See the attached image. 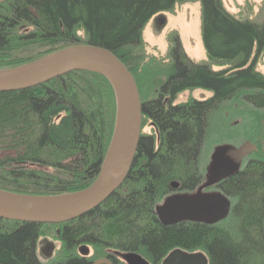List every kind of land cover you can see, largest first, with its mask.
Listing matches in <instances>:
<instances>
[{
	"label": "trees",
	"instance_id": "obj_1",
	"mask_svg": "<svg viewBox=\"0 0 264 264\" xmlns=\"http://www.w3.org/2000/svg\"><path fill=\"white\" fill-rule=\"evenodd\" d=\"M201 1L202 40L215 71L193 61L177 38L169 61L147 57L143 31L178 3ZM112 52L132 73L142 102V132L131 172L106 202L63 224L0 220V264H46L37 253L48 229L61 243L54 264H128L139 255L162 264L174 250L202 252L209 264H264V164L252 160L219 189L231 202L226 221L160 224L156 208L170 194L204 182L201 158L212 116L227 103L264 111V21L238 19L223 0H10L0 5V71L77 45ZM197 89L212 97L177 104ZM243 103V104H242ZM116 96L102 76L73 72L36 88L0 93V189L56 196L97 178L116 123ZM180 185L179 190L172 188ZM230 222L231 224L229 225ZM84 250L88 253L85 254Z\"/></svg>",
	"mask_w": 264,
	"mask_h": 264
},
{
	"label": "water",
	"instance_id": "obj_2",
	"mask_svg": "<svg viewBox=\"0 0 264 264\" xmlns=\"http://www.w3.org/2000/svg\"><path fill=\"white\" fill-rule=\"evenodd\" d=\"M9 1L0 0V5ZM73 72L104 77L116 96L115 129L100 172L88 188L70 194L34 196L0 189V220L53 225L74 221L106 202L122 187L131 172L142 134V102L132 73L112 52L88 44L77 45L26 65L0 71V93L36 88ZM213 168L218 184L236 175L240 165L221 150ZM202 185L195 193H173L163 205H159L156 214L160 224L172 227L189 222L216 226L225 221L231 212L230 200L222 192L202 193ZM172 188L177 191L180 185L173 184ZM84 253L88 251L84 250ZM127 262L150 264L139 255H130ZM93 264L112 263L100 259ZM162 264H209V259L202 252L177 249Z\"/></svg>",
	"mask_w": 264,
	"mask_h": 264
},
{
	"label": "rangeland",
	"instance_id": "obj_3",
	"mask_svg": "<svg viewBox=\"0 0 264 264\" xmlns=\"http://www.w3.org/2000/svg\"><path fill=\"white\" fill-rule=\"evenodd\" d=\"M223 3L238 19L258 24L264 21V0H223ZM177 38L187 55L196 63L210 64L215 71L231 66V64H211L207 56L202 40L201 1L178 3L171 12H162L154 16L143 31L144 53L147 57H157L168 62L170 48L175 45ZM256 71L264 75V53L258 60ZM212 95V92L201 89L186 91L178 96L176 103H185L191 99L203 101L211 98ZM232 106L233 103H227L212 116L201 158V168L204 173V182L200 188L202 193L220 192L213 171L219 151L225 150L228 155L236 159L240 168H243L247 159L253 155V152L260 150L264 142V135L258 141L255 139L259 128L264 133V111L251 112V108L246 109L245 105L233 110ZM145 124L142 132L153 133L152 124L150 122ZM177 193L179 192L174 194L179 195ZM174 194L166 197L160 205ZM60 250L61 243L47 229L38 242L37 253L40 260L46 264H54L59 258Z\"/></svg>",
	"mask_w": 264,
	"mask_h": 264
},
{
	"label": "flooded vegetation",
	"instance_id": "obj_4",
	"mask_svg": "<svg viewBox=\"0 0 264 264\" xmlns=\"http://www.w3.org/2000/svg\"><path fill=\"white\" fill-rule=\"evenodd\" d=\"M259 128V127H258ZM264 135V133H263V131H262V129L261 128H259L257 131H256V134H255V139H256V141H258L259 139H261V136H263ZM252 160H255V161H263V164H264V142H263V144H262V147H261V149L259 150H256L255 152H253V155H251L250 156V158L249 159H247V161H246V164L243 166V168H240V170H239V172L238 173H240L245 167H247L248 166V164L252 161ZM237 173V174H238ZM226 180H224V181H222V182H220V183H218L217 184V189L220 191V189H219V186L223 183V182H225ZM221 192V191H220ZM110 261V260H109ZM111 262V261H110ZM112 263V262H111ZM112 264H114V263H112Z\"/></svg>",
	"mask_w": 264,
	"mask_h": 264
}]
</instances>
